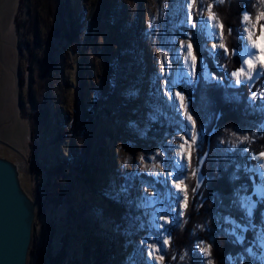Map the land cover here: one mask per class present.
Instances as JSON below:
<instances>
[{
	"label": "rangeland",
	"instance_id": "obj_1",
	"mask_svg": "<svg viewBox=\"0 0 264 264\" xmlns=\"http://www.w3.org/2000/svg\"><path fill=\"white\" fill-rule=\"evenodd\" d=\"M222 1L55 0L56 12L52 7L49 13L43 0H0V142L19 154L18 159L8 158L0 149V157L19 165L24 175L21 186L37 203L27 264H42L48 255L58 254H62L60 264H120L117 255L124 259L121 264H152L160 255H165L160 264H173V260L177 264L169 234L177 218L162 212L156 203L160 200L156 193L163 192L168 184L148 173L169 172V184L179 183L171 179L173 169L166 167V161L172 154L168 143L175 146L177 156L181 155V145L188 148L185 132L179 127L185 119L183 110L178 114L165 105L163 127L154 130L152 124L147 139L139 138L128 121H136L140 128L150 123L147 113L156 103L152 77L161 61L166 63L164 74L171 64L175 77L176 64L183 63L175 56L180 41L185 47L191 42L195 49L193 36L189 40L187 32L203 34L204 51L199 52L216 78L223 74L215 66L218 59L208 57L209 51L222 44L214 7ZM254 1L255 13L243 11L237 29L238 50L245 52L246 44L253 60L259 54L253 40L264 43V19L260 18L264 0ZM210 60L216 73L208 64ZM197 75L203 82L199 68ZM187 86L178 84L173 93L180 90L185 94ZM252 88L264 96V79ZM130 89H139L137 98L126 96ZM248 138V131L240 132L225 147L239 145L247 151ZM202 143L203 138L200 150ZM190 151L194 157L188 172L200 171L193 163V159L197 162L196 146ZM142 154L144 161L140 160ZM182 154L186 158L188 152ZM257 162L262 166L260 171L246 174L249 185L235 195L239 209L241 198L255 197L253 213L259 203L264 204V192L256 191L264 183V157L254 155L247 164L255 166ZM122 173L136 174L132 198L142 207L128 206L123 196L119 203L106 198L105 191L112 190L110 180L118 189ZM177 210L183 213L181 221L186 213L183 201ZM154 216H158L155 221ZM226 217L230 216L217 220L222 218L227 234L234 225L226 222ZM259 221H250V226L240 223L247 227L243 235L249 242L232 261L228 260L231 264H264V206ZM99 222L109 226L110 233ZM207 227V222L196 224L190 232V250L195 257L189 264H215L207 244L196 233ZM164 238L169 245L156 251ZM249 248L251 252L246 251Z\"/></svg>",
	"mask_w": 264,
	"mask_h": 264
},
{
	"label": "trees",
	"instance_id": "obj_2",
	"mask_svg": "<svg viewBox=\"0 0 264 264\" xmlns=\"http://www.w3.org/2000/svg\"><path fill=\"white\" fill-rule=\"evenodd\" d=\"M210 1L212 2L213 0ZM44 3L47 12L50 13L52 7L53 11L56 12L55 0H43V4ZM214 7L220 24L224 26L223 30H221V43L229 49V54L219 57L218 63L220 66L232 71L240 64L239 58L232 55V50L239 48L237 29L239 28L240 17L243 11H249L252 14L255 13V1L223 0L220 3H216ZM190 32L193 36L195 49L203 48V34L199 31ZM196 53L199 57L201 56L199 50H197ZM213 62V60H210L208 64L211 70L216 73L215 69L212 68ZM261 82L262 80L259 81V84H261ZM252 89L253 88L247 89L242 87L239 90L242 96L240 103L235 101L227 102L224 98L225 90L223 88H217L215 86L206 88L202 81L195 92L192 91L191 86H187L184 89L186 96H194V102L190 104V107L195 109L192 115L196 120L197 127L203 125L204 137L202 148L199 153H197L198 155L205 153L207 155L205 156L202 167L193 159L194 165L197 164L200 171L206 177L204 187L201 188L198 198L195 201L196 206L193 207V201L191 200V187L194 186L195 178L192 172L189 171L184 181L189 185V207L186 209L184 218L179 221V224L177 225V222H175L170 228V241L172 244V249L170 248V250L174 254L175 259L177 258V264H189L191 258L195 257L190 250L192 242L190 232L195 228L196 224L201 225L203 222L208 223L207 229H204V231L199 230L196 233L197 236L203 239L207 244L210 250L209 256L213 263L231 264L227 257L229 255L234 256L239 252L241 253L249 241L246 240L243 244L237 243L234 238L224 232L223 225H221L222 218L220 221L217 220V218L219 216L223 217L229 215L237 222L246 226H250V221L254 222V224L260 222L259 218H261V212L264 206L263 203L258 204L251 220L238 208V204L235 205L236 190L239 189V191H241L242 186L249 185V180L246 179L247 175L241 171L239 173L241 177L239 180L234 182L230 180L237 163H250L254 155L259 154L264 149V130L258 128L260 122L264 121V114L260 113L258 110L254 112H249L247 110V98L252 92ZM228 91L230 94L232 90ZM204 96H206V99H202ZM215 113H222V115L219 119H216ZM163 125L162 121L153 124V129L161 130ZM245 129H250V131H248L249 146L247 150L249 155L242 157L239 150L232 154H228L225 143L228 142L229 139H233L238 133L245 132ZM221 141H223V143H221ZM220 144H223L222 146H224V148L220 147ZM249 156L251 159H249ZM201 196L202 199L200 198ZM251 232H253V230H251ZM181 256L184 258L181 259ZM61 259L62 254H58L56 257L48 255L44 261L46 264H60ZM44 261H41V263L43 264ZM173 264H176L175 260H173Z\"/></svg>",
	"mask_w": 264,
	"mask_h": 264
},
{
	"label": "snow or ice",
	"instance_id": "obj_3",
	"mask_svg": "<svg viewBox=\"0 0 264 264\" xmlns=\"http://www.w3.org/2000/svg\"><path fill=\"white\" fill-rule=\"evenodd\" d=\"M261 19H264V14L261 15ZM211 19H215L213 16ZM244 19H248V16L245 15ZM190 22V21H189ZM192 27H196L195 24ZM221 30H223V24L220 25ZM185 36L190 40L191 39V32L185 33ZM253 47L259 50V54L256 56L255 60H253L249 53H247V45H244L245 52H240L238 49L232 50V55L239 58L240 67L236 70H228L226 68H222L219 63H216L215 66L220 68L221 72L223 73L219 78H216L208 69V65L206 63V59L204 56L196 55V51H203L204 49H194V46L191 42L185 45L183 41H180L178 44L177 51L175 53L176 60L179 62L183 60V63H177L175 69V77L173 78L171 64H168L167 67L169 69L168 74L165 75V68L166 63L164 61L159 62V68L157 73L152 77L151 83L154 85L153 88V96L156 98V103L154 108L147 113L148 120L150 123L145 124L143 128H140L136 121H128V127L135 130L138 134V137L141 139H147L148 133L152 131V124L160 123L161 118L165 117L167 113L164 111V106L166 105L168 108L173 109L178 114L183 110V115L185 117L184 122H182L179 127L184 130L185 132V143L188 144V148L185 149L183 145H181V155L177 156L175 154L176 148L173 144L168 143L167 147L171 149L172 154L168 157L166 161V167L171 166L173 171L170 173L171 179L173 181H179V183L169 184L168 176L164 175L163 173H153L149 172V176H154L158 179H162L164 183L168 184V188L165 189L163 192L156 193L157 196L160 197V200L157 201L161 206L162 212L171 213L177 218V225L179 224V217L183 214L178 209V206L183 201L184 209L189 207V185L186 184L184 181L187 177L188 166L192 160L191 154V147L192 145L196 146V150L199 153L200 151V141L203 138V125L197 127L196 120L194 119L192 113L195 109L190 107V104L194 102V96H186L182 91L176 90L173 93V89L176 88L178 84H185L191 86L193 92H195L196 88L199 86L201 82V77L197 75V68H199L200 73H202V80L204 86L211 87L215 86L217 88H223L225 90L224 98L227 102H237L240 103L242 100V96L240 94V89L247 88L251 89L255 86V83L264 79V43H257V41L253 40ZM215 49V46H214ZM186 53V55H182ZM229 54V49L224 45L220 44L217 50H211L208 52V57L213 58L214 60L218 59L222 56H227ZM245 55H248V59H243ZM190 58V59H189ZM169 59L166 57V60ZM184 67H187L189 70L184 71L182 70ZM247 69V71L245 70ZM243 77V79H242ZM163 79V83L160 84L159 81ZM228 90H232L229 94ZM139 95V89H130L126 92V96L129 98H137ZM257 97H259L257 99ZM202 99H206V96L202 97ZM247 110L249 112L259 111L260 113L264 114V96H260L258 92H252L251 96L247 98ZM215 118L219 119L222 113H215ZM190 122V123H189ZM261 130H264V121L260 122L259 125ZM196 129L194 132L193 129ZM246 131H250V129H245ZM243 139H247V137H243ZM223 143V141H221ZM239 150L240 155L246 156L249 155L246 151V148L240 147L239 145L232 146L229 145L227 148V153L232 154L235 151ZM184 151L188 152L187 157L185 158L182 154ZM160 153H155V156H159ZM207 154H202L197 156V164L202 167L204 163L205 156ZM260 157H264V152L259 153ZM151 158V157H150ZM226 158V157H225ZM249 159L251 157L249 156ZM140 160L144 161L145 156L142 154L140 156ZM128 161H125V165ZM261 164L257 162L255 166L237 163L235 165V171L233 175L230 177L231 181H237L241 177L239 173L243 171L245 174L253 175L260 171ZM134 174H121L122 183L120 184L119 188L115 187V181L109 182V188L112 189L111 191L106 190L105 196L108 199H113L116 202H120L121 196L126 198V203L128 206H132L136 204L137 207H142V204H137L136 200L132 198V189L134 187L133 176ZM193 177L195 178L194 186L191 187V200L193 201V207H195V201L198 198V194L202 187H204V181L206 179L205 175L201 171H197L193 169L192 172ZM257 192H264V183L261 184L259 188H256ZM239 192V189L236 190ZM145 198L147 194H144ZM202 199V196L200 197ZM155 200V197L152 198ZM249 199V197L245 196L239 200V204L241 209L244 213L249 217L253 215V200ZM134 219H139V217H135ZM158 219V216H154L153 220L155 221ZM226 222L233 224L234 227L232 229L226 230L227 234L230 236H234L236 238V242L243 244L245 240V236L243 235L244 232L247 231V227H242L239 222L234 220L233 218L226 217ZM171 223V221H169ZM155 227H163L159 224H153ZM140 228L144 227V224L139 225ZM119 228V226H117ZM240 229V233L236 232V229ZM170 234V233H169ZM131 243V241H128ZM141 243L147 248V242L141 241ZM169 245V240L164 238L162 239L161 243L157 248L156 251H160L164 246ZM246 251L251 252V249H246ZM210 252V250H209ZM149 256H152V252H148ZM184 257H181L183 259ZM175 259V257H173ZM229 261H232L234 258L229 255L227 257ZM165 260V255H160L153 259L152 264H160V261ZM211 264V261H209Z\"/></svg>",
	"mask_w": 264,
	"mask_h": 264
},
{
	"label": "water",
	"instance_id": "obj_4",
	"mask_svg": "<svg viewBox=\"0 0 264 264\" xmlns=\"http://www.w3.org/2000/svg\"><path fill=\"white\" fill-rule=\"evenodd\" d=\"M19 165L0 157V264H27L35 206Z\"/></svg>",
	"mask_w": 264,
	"mask_h": 264
},
{
	"label": "bare ground",
	"instance_id": "obj_5",
	"mask_svg": "<svg viewBox=\"0 0 264 264\" xmlns=\"http://www.w3.org/2000/svg\"><path fill=\"white\" fill-rule=\"evenodd\" d=\"M0 144L1 145H4V146H0V149L2 150V152L8 157V158H12V159H14V158H17L18 159V157H19V154L17 153V151L16 150H14L13 148H11L10 146H8V145H6V144H3V143H1L0 142ZM121 167H122V165H121ZM118 169H120V168H118ZM163 174L164 175H167L168 177H169V172H163ZM19 176H23L24 177V175H23V173L22 172H20L19 173ZM111 181V180H110ZM113 181V180H112ZM27 182V181H26ZM24 183H25V180H24ZM30 199H31V201H33V203H34V206H35V214H37V203L35 202V199H34V197L32 196V195H30ZM89 202H90V200H88ZM83 202V201H82ZM88 202V203H89ZM83 205H84V202L82 203ZM108 223V222H107ZM108 225H109V223H108ZM107 225V226H108ZM116 226H118V225H116ZM109 227V226H108ZM104 229V228H103ZM102 229V230H103ZM117 230H118V228H117ZM104 231H105V229H104ZM108 233H110V232H108ZM116 233V232H115ZM113 235V234H112ZM115 251H117V249H116V247H115ZM117 260H118V262L121 264V263H123V261H124V259H122L119 255H117Z\"/></svg>",
	"mask_w": 264,
	"mask_h": 264
}]
</instances>
